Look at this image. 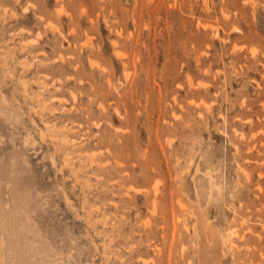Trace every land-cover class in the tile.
Wrapping results in <instances>:
<instances>
[{"label":"rangeland","instance_id":"1","mask_svg":"<svg viewBox=\"0 0 264 264\" xmlns=\"http://www.w3.org/2000/svg\"><path fill=\"white\" fill-rule=\"evenodd\" d=\"M0 264H264V0H0Z\"/></svg>","mask_w":264,"mask_h":264},{"label":"bare ground","instance_id":"2","mask_svg":"<svg viewBox=\"0 0 264 264\" xmlns=\"http://www.w3.org/2000/svg\"><path fill=\"white\" fill-rule=\"evenodd\" d=\"M211 168V167H210ZM213 169V168H212ZM213 176V175H212ZM196 181V180H195ZM208 187V186H207ZM206 188V187H205Z\"/></svg>","mask_w":264,"mask_h":264}]
</instances>
